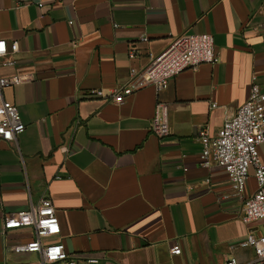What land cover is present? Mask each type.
I'll return each mask as SVG.
<instances>
[{"label":"crops","instance_id":"1","mask_svg":"<svg viewBox=\"0 0 264 264\" xmlns=\"http://www.w3.org/2000/svg\"><path fill=\"white\" fill-rule=\"evenodd\" d=\"M201 34L213 36L216 65L183 71L161 93L112 101L132 68ZM0 39L19 44L14 67L0 58V77L23 80L3 96L26 127L15 143L0 141V264L39 263L20 251L34 230L5 231L4 222L43 197L61 225L44 242L93 264L255 258L238 244L264 221L244 223L245 199L232 196L228 175L200 166L197 132L216 135L248 100L253 76L264 87V0H0ZM160 104L170 130L162 139L152 132ZM251 171L247 197L257 188Z\"/></svg>","mask_w":264,"mask_h":264},{"label":"built area","instance_id":"2","mask_svg":"<svg viewBox=\"0 0 264 264\" xmlns=\"http://www.w3.org/2000/svg\"><path fill=\"white\" fill-rule=\"evenodd\" d=\"M72 25V23H70ZM143 41H148L146 37ZM19 52V44L7 43L0 39L1 66L14 67V56ZM135 53L130 52L133 59ZM219 62L215 53L214 39L210 34L180 36L170 43L167 50L160 55H150L148 63L140 69L132 68L128 82L120 88L113 89L110 98L121 104L127 97L139 93L142 89L152 87L158 93L165 91L170 82L185 70H196L203 64L216 65ZM23 83L19 77L12 79L0 77V141L15 143L23 134V125L16 105L4 99L3 90ZM90 98L104 99L107 95L102 90H91ZM168 107L158 105L153 118L152 132L158 138L170 134L167 119ZM197 142L202 145L201 167L210 168L213 163L228 175L232 196L244 198L242 221L246 224L264 221V87L256 83L253 76L248 100L239 108L235 116L227 119L216 135L210 133L208 126H201L197 132ZM254 171L256 191L247 197V185ZM207 183L210 180L206 181ZM193 188H189L192 191ZM229 195L222 197L228 200ZM31 228L35 240L20 247V251L38 254V264H93L98 260H84L70 254L61 243L48 244L46 237L61 234V225L52 201L43 197L22 213L7 216L4 230ZM241 249L252 250L255 258L248 263H241L238 258H231L226 264H264V228L259 235L250 234L238 244ZM172 256L182 253L180 245L170 250Z\"/></svg>","mask_w":264,"mask_h":264}]
</instances>
